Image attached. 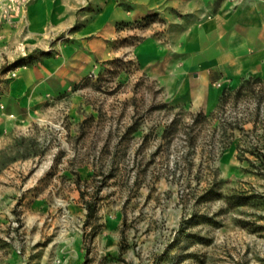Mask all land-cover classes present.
I'll return each mask as SVG.
<instances>
[{
  "label": "rangeland",
  "instance_id": "374dc122",
  "mask_svg": "<svg viewBox=\"0 0 264 264\" xmlns=\"http://www.w3.org/2000/svg\"><path fill=\"white\" fill-rule=\"evenodd\" d=\"M29 1L0 0V264H264V78L195 109L125 54L27 117Z\"/></svg>",
  "mask_w": 264,
  "mask_h": 264
},
{
  "label": "crops",
  "instance_id": "0c3cea01",
  "mask_svg": "<svg viewBox=\"0 0 264 264\" xmlns=\"http://www.w3.org/2000/svg\"><path fill=\"white\" fill-rule=\"evenodd\" d=\"M25 17L19 55L37 58L8 81L6 101L27 117L125 54L168 101L195 109L213 108L244 78H264V0H31Z\"/></svg>",
  "mask_w": 264,
  "mask_h": 264
},
{
  "label": "trees",
  "instance_id": "16d2710c",
  "mask_svg": "<svg viewBox=\"0 0 264 264\" xmlns=\"http://www.w3.org/2000/svg\"><path fill=\"white\" fill-rule=\"evenodd\" d=\"M221 99V97H220ZM86 207L88 209V212L91 213L95 209L94 201H87Z\"/></svg>",
  "mask_w": 264,
  "mask_h": 264
}]
</instances>
